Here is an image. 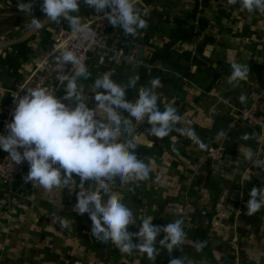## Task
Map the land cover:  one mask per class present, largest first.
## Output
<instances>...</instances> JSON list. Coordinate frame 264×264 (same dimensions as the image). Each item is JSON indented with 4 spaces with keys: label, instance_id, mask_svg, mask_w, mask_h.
<instances>
[{
    "label": "crops",
    "instance_id": "0c3cea01",
    "mask_svg": "<svg viewBox=\"0 0 264 264\" xmlns=\"http://www.w3.org/2000/svg\"><path fill=\"white\" fill-rule=\"evenodd\" d=\"M197 1H137V7L147 9V13L154 10L169 17V21L162 23L156 31L157 39L153 45L136 51L139 58L145 60L155 46L161 45L173 28L174 17L187 16ZM18 3L0 0V13L13 12L18 9ZM40 4L41 0L32 1L34 6L39 7ZM201 16L208 21L201 35L195 41L175 44L170 52L179 56L184 50H194L196 45L204 42L205 36H210L214 41L204 47L205 62L200 68L193 65L191 75L183 79L181 92L172 91L162 98L167 97L166 102L174 104L176 109L181 105L178 110L180 126L186 130L193 129L195 139L169 133L171 141L178 147L174 153L164 147L144 159L152 172L147 180L140 181L141 191L135 192L127 185L115 182L111 192L131 209L135 220L128 225V230L132 233L139 231L141 219L145 216L153 217L152 223L160 226L167 220L182 219L186 241L175 249L179 251L180 258L190 259L192 264H229L234 236L243 248L244 264H264V207L249 216L245 205L237 216L234 215L237 204L247 202L251 189L257 188L260 182L258 177L264 176L259 169L264 165L243 160V153L249 150L257 158L256 130L237 120L238 108L245 103L239 100L240 95L246 97L264 84V12L249 14L238 5H228L226 0H205ZM8 30L0 34V50L8 47L9 44H5L12 40V35L10 38L7 35ZM229 60L248 69L246 78L235 86L228 83ZM252 60L262 65L261 75L252 71ZM29 66L28 62L24 63L23 71H28ZM140 67L128 61L116 64L109 60L99 72L89 71L88 77L80 78L88 106L95 108L97 101L94 100L92 85L96 77L106 71L122 84L127 83L130 77L138 76L137 87L149 86L150 80L140 75ZM214 75L217 76L215 81ZM164 87L161 84L159 88ZM125 92L129 102L134 103L138 99L136 88H126ZM6 93L7 88L0 84V110L7 100ZM64 102L71 105L70 100ZM206 120H219L227 124V128L215 136L200 133L199 129ZM149 126L145 119L142 128L148 131ZM141 129H134L133 135L150 141L141 145L155 146V136H146ZM220 143L225 149L224 159L219 163L208 160L207 151ZM76 176L73 173V179L69 181L71 192L63 185L47 191L21 180L18 183L20 197L1 195L0 264H170L165 258L164 246L158 243L164 236L163 231L156 237L159 253L154 259L141 253H121L111 242L104 245L92 237L89 214L81 215L74 210L72 198L80 180ZM103 199L106 202L107 198ZM61 217L69 221L68 227H61ZM209 224L212 226V248L207 254L197 250L194 233L197 228H207ZM233 255L232 264H241Z\"/></svg>",
    "mask_w": 264,
    "mask_h": 264
},
{
    "label": "clouds",
    "instance_id": "9594fccd",
    "mask_svg": "<svg viewBox=\"0 0 264 264\" xmlns=\"http://www.w3.org/2000/svg\"><path fill=\"white\" fill-rule=\"evenodd\" d=\"M226 2L230 6L238 5L249 14L264 12V0ZM80 3L81 0H41V8L46 21L59 23L64 18L71 32L81 33L86 26L78 14ZM83 3L96 13H102L101 19L107 18L111 25L119 26L127 35L135 36L139 29L147 26L134 0H83ZM17 7L26 15H31L32 0H19ZM107 8L110 11H105ZM143 11L146 14L148 10ZM45 24V21L33 16L28 27L36 32ZM56 51L52 49L50 55ZM54 58L62 68L66 63L72 67L71 74L60 70L56 77L66 89L65 97L58 98L54 91L46 87H28L16 99L12 120L5 125L7 134L0 133V149L7 152L15 164L27 161L29 167L24 176L25 183L32 182L47 191L61 185L69 192L73 191L68 187L69 181L73 179V173L78 174L80 183L74 210L81 215L89 214L92 237L101 244L111 242L121 253H141L154 259L159 253L156 237L163 231L165 235L158 243L171 254L174 248L186 241L183 220L175 219L160 226L152 223L153 217L145 216L141 219L139 231L132 233L128 230V225L135 220L131 209L111 192L115 182L135 184L147 180L152 172L150 164L139 158L135 151L138 144L150 141L134 136L130 121L122 120L119 110L126 112L136 124L146 119L151 125L146 135L149 137L163 138L175 132L194 140V130L180 126L181 117L171 103L164 105L162 110L158 106V102L162 103L156 91L161 86L159 77H153L149 86L137 87L138 76H132L122 84L106 71L97 76L92 85L94 100L97 101L93 109L86 103L87 97L80 87V78L90 74L84 58L69 48L60 49ZM227 62L231 69L228 83L235 86L246 78L248 69L234 60ZM126 88H136L138 99L134 103L126 100ZM65 100H70L71 105ZM239 100L245 102V95L241 94ZM208 123L211 125L212 122ZM121 137L126 139L121 140ZM243 160L264 165L251 150L243 153ZM86 180H92L93 184L85 187ZM249 196L246 214L251 216L264 207V185L259 189L253 187ZM59 223L61 227L69 226V221L63 217L59 218ZM133 236L137 237L138 243L133 242ZM202 246L198 242L197 250ZM170 264H192V261L176 257Z\"/></svg>",
    "mask_w": 264,
    "mask_h": 264
},
{
    "label": "built area",
    "instance_id": "2783aa9c",
    "mask_svg": "<svg viewBox=\"0 0 264 264\" xmlns=\"http://www.w3.org/2000/svg\"><path fill=\"white\" fill-rule=\"evenodd\" d=\"M137 1L139 0H134L136 6ZM105 11H110V8L105 9ZM78 14L81 15V20L86 26V30L81 33L71 32V27L64 18H61L59 23L46 21L45 25H48V28H52L54 31V37L47 47L38 45L34 49L32 52L34 58L32 68L24 72L23 77L13 87L7 88V100L0 110V133L7 134L8 130L5 125L12 120L16 99L22 96L28 87H46L50 91H54L57 97L61 91H66L56 77L60 70L71 74L72 67L70 63H66L62 68V65L56 62L54 55H57L60 49L69 48L77 55L82 56L89 71L95 70L99 72L109 60H113L116 64L128 61L134 65H143L144 60L139 58L136 51L127 52L121 39L122 30L119 26L111 25L107 18L101 19L100 17L103 14L96 13L92 8L79 9ZM43 20H46V17ZM37 32L39 30L35 33ZM37 39L39 40L38 37ZM52 49H57V51L51 56L50 52ZM156 66H161V64L158 63ZM153 67H155V64L150 65V68ZM162 68L166 70L167 66L162 65ZM237 120L256 130L257 160L262 161L264 158V84L246 95L244 105L238 108ZM20 150L22 151L23 149ZM224 151L222 143L210 147L207 151V159L210 161L223 160L225 157ZM28 167L27 161L20 164L13 163L11 158L8 157V153L0 149V197L1 195L5 197L21 196V189L18 183L24 180ZM245 205V201L238 203L237 212L234 215L237 216V213ZM133 242L138 243L139 241L136 239ZM231 248L237 261L244 264V251L239 244L237 236L232 238Z\"/></svg>",
    "mask_w": 264,
    "mask_h": 264
},
{
    "label": "trees",
    "instance_id": "16d2710c",
    "mask_svg": "<svg viewBox=\"0 0 264 264\" xmlns=\"http://www.w3.org/2000/svg\"><path fill=\"white\" fill-rule=\"evenodd\" d=\"M13 2L18 3L19 0H13ZM82 2L83 0H81L80 9H90L88 5L83 6ZM204 6L205 0H198L193 7V11L187 16H175L172 21L173 28L167 34L163 43L161 45L155 46L139 69L140 75L145 80H151L153 77H159L161 84L165 86L163 89L158 88L156 90L159 94L160 101L169 92H181L184 88L183 79L191 75V69L193 65H196L198 68H200L205 62L203 57L204 47L206 44L213 43L214 41V38L210 36H205L204 42L196 45L194 50H184L179 56H174L170 52L171 48L175 44L183 43L188 40L195 41L201 35L203 29H205V27L208 25V21L203 16H201V11ZM139 9L147 21V26L143 29H139L135 36L125 34L121 29V39L127 52L137 51L141 48H144L145 46L153 45V41L157 39L156 31L159 30L160 25L169 21V17L167 15L162 13L159 14L154 10H151V13L149 12L144 14V11L141 8ZM54 34L55 33L52 28L50 29L48 28V25H45L39 30V32L33 33L29 38L9 44L8 47L0 50V84L5 88L13 87L16 82L23 77L24 63L28 62L30 64V68L33 66L34 58L32 52L34 49H36L38 45L47 47L51 43ZM158 63L161 64V66H156ZM151 64H155V67L150 68ZM162 65L167 66L168 69L164 70ZM250 67L253 72L261 75L263 68L261 64L252 60L250 62ZM216 78L217 76L214 75L213 81H215ZM176 104H179V100L176 101ZM172 105L176 107L174 104ZM158 106L162 110L164 105L161 102H158ZM173 133L178 134L175 132ZM164 147H167V149L174 153L178 146L175 142L171 141L170 136L167 135L163 138L155 137V146L152 147L138 144L135 151L138 157L144 160ZM79 183L80 180L77 182V187L74 191V196L72 198L73 203H76L77 200L76 193L79 191ZM92 184V180L84 181L85 187H89ZM125 185L135 192H139L142 189V184L140 182L135 184L129 183ZM169 222H171V220L161 223V226H164ZM211 228L212 226L209 224L207 228H197L194 233V241L196 244L198 242L201 243L203 246L200 249L207 254L211 252L212 248ZM163 235H165L164 232ZM164 252L165 258L169 263L173 258L179 257V251L175 248L171 254H169L165 248ZM72 259L73 258L71 257L70 260L72 261Z\"/></svg>",
    "mask_w": 264,
    "mask_h": 264
},
{
    "label": "rangeland",
    "instance_id": "374dc122",
    "mask_svg": "<svg viewBox=\"0 0 264 264\" xmlns=\"http://www.w3.org/2000/svg\"><path fill=\"white\" fill-rule=\"evenodd\" d=\"M84 5L85 3L82 2ZM36 17L40 20L45 18V14L42 12L41 4L40 6L32 5L31 15H26L19 9H14L13 12H1L0 13V34L8 28V37L14 39L16 37L24 36L28 31H30L28 24L32 17Z\"/></svg>",
    "mask_w": 264,
    "mask_h": 264
},
{
    "label": "water",
    "instance_id": "95a60500",
    "mask_svg": "<svg viewBox=\"0 0 264 264\" xmlns=\"http://www.w3.org/2000/svg\"><path fill=\"white\" fill-rule=\"evenodd\" d=\"M43 21L46 22V20H43ZM33 33H35V32L28 31V32L26 33L25 36H22V37H19V38H16V39H12V40L8 41L5 45L12 44V43H15V42H17V41H19V40L26 39V38L30 37ZM65 95H66V91H61V92L59 93V95H58V98L63 99V98L65 97ZM166 100H167V97H165V98L162 100V103H163L164 105H167V104L170 103V102H166ZM180 109H181V105L178 106V108H177V113H178V110H180ZM121 114H122V120H123V119H128V120L130 121V125H131L135 130H139V129H141V128L143 127V123H144V122H141L140 124H136V122H135L134 120H132V119L128 116V114H127L126 112H124L123 110H122ZM209 121L212 122L211 125H209V123H208ZM226 128H227V124L222 123V122L219 121V120H206L205 123H204V124L201 126V128L199 129V131H200V133H205V134H208V135H210V136H215V135L217 134V132H225ZM141 130H142V133H146V134L148 135V131H147L146 128H142ZM153 136H154V135H153ZM215 162H216V163H219V160H216ZM259 169H260L262 172H264V168H263V167L259 166ZM258 178H259L260 182H259L258 185H257V189H259V188L264 184V176H259ZM76 179H78V180L80 179V177H79L78 174H77V176H76ZM156 239H157V238H156ZM233 260H234V255H233V254H229V257H228V263H229V264H232V263H233V262H232Z\"/></svg>",
    "mask_w": 264,
    "mask_h": 264
}]
</instances>
